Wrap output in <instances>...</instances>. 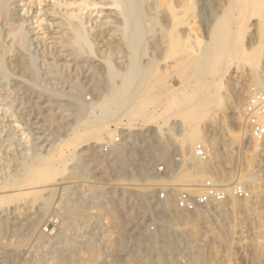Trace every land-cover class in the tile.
<instances>
[{
  "label": "bare ground",
  "instance_id": "obj_1",
  "mask_svg": "<svg viewBox=\"0 0 264 264\" xmlns=\"http://www.w3.org/2000/svg\"><path fill=\"white\" fill-rule=\"evenodd\" d=\"M246 30H249L246 48L251 50L253 38H257L253 41L256 43L264 31V0H0V104L6 107L0 113V167H6L0 175V226L4 228L2 231L0 227V242L4 234H16L17 230L10 228V218L16 215L14 220L25 219L28 223L26 232L17 234L15 247L23 246L27 235L44 224L36 241L40 247L51 249L50 264H88L89 258L79 260L78 244L68 238L67 227L74 220L70 212L73 207L88 210L90 207H86V203L71 206L66 202L53 207V211L61 215L60 225L59 220L45 219L52 210L55 192L68 188V179L78 177L75 165L81 156H86L91 164L100 165L107 173L111 170H107L108 166L127 164L125 156L137 148L141 154L142 179L198 183L205 173L214 183L220 182L213 175L214 169L211 171L209 165L193 156L190 148L185 155L188 162L183 166L185 153L180 158H168L169 147L163 138L149 144L154 127L149 121H166L181 141L175 151L182 152L184 138L195 142L199 129L192 127L189 133H184L181 129L187 126L178 119L169 121L170 117L179 114L191 123L198 116L199 108L213 103L220 82L228 96V111L234 115L242 113L250 89L246 82L245 86L240 84L242 75L248 71L237 60L243 49L238 37ZM172 69L180 79L178 86L172 81ZM253 86L254 90L264 92L258 79ZM28 94L36 98V108L50 112L52 122L70 120L64 128L66 131L60 134L65 137L71 132V144L67 142L70 150L64 151V146L65 149L59 151L52 144L46 148L45 144L40 152L32 150V153L16 141V126L10 117L20 121ZM177 94L181 98L176 99ZM68 96L77 101V108L64 115L52 109L51 99L56 101ZM120 117H126L129 123L119 128L122 141L111 142L114 130L109 128V123L117 124ZM242 122L239 119L236 123L243 141L249 132L247 124ZM103 142L109 144L108 152L102 151ZM150 156L164 161L163 173L151 174L144 168L147 160L153 164V160L148 159ZM261 156H264V141L252 146L257 172ZM180 164L183 167L176 171ZM128 175L131 181L138 180L134 171L130 170ZM260 184L247 195L250 202H236L234 209L245 213L252 205L259 204L264 191ZM107 188L108 195L104 196V203L101 201L104 205L96 200V195L92 201L102 211L100 216L103 213L114 227L125 231L123 201L129 197L128 207L140 201L147 211L164 218L165 227H182L181 233L189 242L185 240L186 245L190 244L193 250L194 264H226L227 259L216 261L204 246L218 240L227 249L232 229L222 222L223 229L215 231L206 224L202 212L212 210L220 218L224 200L197 205L188 211L177 207L174 200L177 190L166 189L163 198L157 196L152 200L153 194L141 190L130 191L120 186L118 193L117 187ZM258 212L251 218L256 220L255 234L244 245L248 248L249 264H264V224ZM87 215L89 217H81L84 224L89 219L97 222V217L91 215L99 213L89 211ZM199 222L205 224L201 229L197 228ZM48 225L58 226L54 234L52 230V233L45 232L43 228ZM152 235L148 246L158 244L159 234ZM84 247L89 250L88 257L93 258L92 244ZM91 264L95 263L91 261Z\"/></svg>",
  "mask_w": 264,
  "mask_h": 264
},
{
  "label": "rangeland",
  "instance_id": "obj_2",
  "mask_svg": "<svg viewBox=\"0 0 264 264\" xmlns=\"http://www.w3.org/2000/svg\"><path fill=\"white\" fill-rule=\"evenodd\" d=\"M24 1L29 2L30 0H24ZM254 19H256V17H254ZM247 32H249V30H246L245 33L240 32L241 37L239 36L240 34L238 35L239 36L238 38H240V40L238 39L241 44L240 46L243 49L241 53L238 55L239 58H237V60L241 64H243L248 71V73L244 72V74L242 75V79L244 81H242L241 79L240 84L242 85L243 83L246 82L245 83L246 86H248V88L250 89V93L247 95L249 96L252 91H256L254 90V86H253L254 80L258 79L261 82L262 87L264 88V31L261 34V36L258 38V40H256V43H254L253 41H255V39L257 38H253L254 40L251 38L253 41L251 40L250 41L254 44L253 45L254 47H252L251 50L246 48L247 47L246 42L249 41L248 38L249 33ZM245 74L246 77H244ZM172 81L176 86L180 84V79L177 75H175L173 69H172ZM245 84L243 85L245 86ZM68 89L69 87H66V90ZM227 97L228 96L225 93V89L223 88V85L220 82L213 103L209 107L201 108V109L199 108L197 111L199 113L198 116L194 118L191 123L188 124L187 119L182 117V115L172 114L169 121H172V119L174 118L184 123V125L187 126L185 128L182 127L181 129L184 131V133H189L192 127H197L199 129L198 139H196L195 142L190 143L184 138V144L182 145L183 146L182 152L180 149H178V151H175L176 148H178L177 146L180 144L181 141L176 137V135L173 134V130L169 128L167 123H165L166 121H163L161 119H154L152 121H149L151 124H153L152 126L154 127H152L153 130L149 135L148 143L151 144L152 142H154L155 139L157 140L160 137L163 138L168 143L169 148L167 154H168V158L170 159L171 157L180 158L181 154L183 155V153H185L184 154V158H185L186 150L188 148H190L192 151L193 145H195L196 143H203L204 145L209 147L210 149L209 152L211 154V159L204 161V164L207 166L209 165L211 171L212 169H214V171H212L213 175L217 179L221 180L220 182H216V184L224 188L232 184H237V185L242 184L243 186L242 188L245 189V191L249 194L251 193L250 190L252 188L254 189L257 184L261 183L260 185L262 187V190H264V156L263 157L261 156V160L258 163V165L260 164L261 167L260 170H258L257 172L256 169L258 167L255 165V162L253 161L252 158V146L253 144H258V142L254 141L249 134L246 135L245 140L243 141L241 140V134H240L241 130L240 128L237 127L236 122L239 119L243 121L242 124H246V122L244 121L241 112L238 115L237 114L234 115L228 111L227 108L229 106V100ZM178 98H181L180 94L176 95V99ZM24 99L26 101V104L23 105V108L21 110L22 111V116L20 117L21 122L20 121L16 122L14 121L13 117H10L11 121L14 122L13 124L16 126V138L18 139L21 138L22 140V142L20 139L19 140L16 139V141L17 142L20 141L18 143L27 147V149H29L30 152L32 153H33L32 150H34V153L36 151L40 152L41 146L45 144H46V148L52 144L51 146H56V150L57 149H59V151L64 150L65 149L64 146H66V149L64 151L67 152L68 149L70 150V145H67V142L68 144H71L70 143L72 139L71 132L68 136L65 137L64 135H60L61 133L66 131V129L64 130V128H67V124L70 120L69 119H66V121L64 120L62 122L63 124L62 123L57 124L56 122H52L50 119V115L48 114L50 112L46 108L42 109V111L36 108V105L34 103L36 101V98H33L31 94L30 95L28 94V97L25 96ZM51 100L53 101L52 109H54V111L61 112L63 115L67 114V112L70 109L72 108L75 109V107L77 108L76 106L77 101L73 100L69 96L60 97L56 101L55 99H51ZM41 105H44V102H41ZM146 107L149 108L150 104H147ZM5 108L6 107L4 105L0 104V109H1L0 113L1 112L3 113ZM116 123L117 124H115V122H110L109 128L114 130V133H112V139L115 136H118L119 137L118 141L120 142L122 141V137L119 133L120 130L119 128L127 126L129 120L126 117H120L118 121H116ZM75 128H80V127H75ZM201 140L204 142H202ZM139 141L140 140H138V142ZM103 144L104 142L102 143V145ZM139 144L141 143H138V145ZM68 146L69 148H67ZM128 154L125 156L127 164L125 163L121 166L118 165H114L111 167L108 166L107 170L109 169L111 170L107 171V173L105 171L103 172L100 165L91 164L86 159V156H81L80 159L76 162V165L78 167L75 165V170L79 172L78 177L74 179H68L66 186L69 189L68 188L58 189L55 192L54 198L52 199V205H51L52 210H50L45 215V219L47 221L59 220L58 225H60L61 215L55 213L53 211V207L59 204H64L66 202L69 203V205L71 206L87 204L86 207H90L89 210L87 208L74 209L73 207V209H71L70 212L73 213V214L71 213V216L72 219L74 218V220H71L73 221V223H71L72 225H69L67 227L68 238L70 240L73 239L78 244L77 246L78 250H76V252H78L79 260H87L89 258L87 260L88 264H91V261L95 264H194L193 250H191L192 248L190 247V244L186 245L189 242L187 238L183 236L184 234L181 233L182 232L181 226H179L180 228L173 226L172 228L165 227L167 223L164 222V218L159 216L154 211L153 212L147 211L143 203L140 204L141 203L140 201H137L136 204L132 205V207H134L135 210L132 207H128L129 204L128 202L130 198L127 197L123 201L125 206L123 207V221L125 222V231H121L119 230V228L114 227V225L111 224V221H109V218L103 216V213H102V217L100 216L102 211H100L98 207L96 208L93 205L92 200L94 199L93 198L94 195H96V200L98 199V201L101 204L102 202L104 203L105 201L104 196L108 195L106 194L107 191L109 192V189L107 188L108 186L109 188L117 187L116 190L118 191V193L120 192L118 188L120 186L125 187L130 191L141 190L143 192L148 193V195L153 194L152 200H155L156 197L158 196L156 192L158 191L161 185H167L168 190L169 189L178 190L179 188L182 187H188L190 188L191 192L195 193L199 191V186L202 183V181L210 176L204 173V176L202 177V181L198 183L180 182V181L157 182L151 180L152 179L151 177L142 179L140 175L141 174L140 170L142 169L140 167L141 166L140 152L136 148L134 149V152L130 151V153ZM148 159H150L151 161L153 160L152 161L153 164H149L148 163L149 160H147V162L144 165V168L150 170L151 174L164 172L165 163L163 160L161 159L154 160L152 159V156H150V158ZM187 162L188 161L185 158L182 165L183 166L186 165ZM159 165L163 166L162 171L157 170V167ZM183 166H181L180 164L179 167H177L176 171L180 170ZM5 168L0 167L1 169L0 175H2V171H4ZM252 168L253 170H251ZM130 170L135 172L136 179L138 180L131 181L129 179L130 177L128 174ZM111 171L113 172V175ZM250 171L253 172L251 173ZM256 173H258V175ZM242 177L243 179L239 181V178ZM101 190L103 194L101 193ZM64 192H66V194ZM154 192L156 193V196H154ZM262 194L263 195L260 200V203L254 205V207L253 205L250 207L249 210L251 211L252 214L250 213L249 210L244 213L234 209V204L236 202L239 201L246 203L250 202L248 196L245 198H239L231 194L228 195L227 197L228 200L225 199L223 202H221L224 209L222 210L219 216L221 219L218 218V214L213 213L212 210L202 211L203 214L206 216V220H207L206 224L213 227L214 230L216 229L215 231L223 229V226H221L222 222L232 229V233L230 237L231 241L227 249L224 247L223 244L221 245L220 241L218 240L217 242L213 240L209 243V245L207 244L204 246L206 252L210 253L216 261L224 260L223 258H225L227 259L226 264H249L251 262L250 257H247L249 255L248 248L244 245L254 236L256 231L255 228L256 220H251V218L254 217L252 215L257 211H259L258 213L260 215V220L264 224V191H262ZM65 198L67 199V201ZM131 204H133V202ZM131 208L133 210L132 213L129 212ZM89 211L91 213L94 212L97 215L99 213L98 216L91 215L92 217L95 218L97 217L96 221L98 223L97 222L93 223V220L91 219L86 220V223L89 222L88 224L86 223L84 224L82 222L81 217H83L84 215L89 217L87 215V212ZM208 212L210 214H208ZM213 215L216 216L214 217ZM15 216L16 215H12L11 218L12 217L13 218L12 219L10 218V222L12 223L10 225V228L11 229L15 228L17 232L16 234L13 233V235L12 232H10V234L3 235L0 242V264H28V263L38 264L39 262H41L42 264H47V263L50 264V260H51L50 256L52 257L51 249L50 248L48 249V247L45 248L43 246L40 247V245H37V241H36L37 234L39 233V231H41L42 229L41 227H43L44 224L40 225L38 229L34 230L32 233H29L27 235L25 244L23 246L15 247L14 243L17 240L15 239L17 237V234L21 235V233L22 234L25 233L28 223L26 222L25 219L22 221H19V219L14 220ZM22 216L23 217L25 216L24 218L27 217L26 215H22ZM223 218L226 219V222H224L225 220ZM92 223L95 224L96 227H94ZM204 225H205L204 223L199 222L198 226L200 228L199 227L197 228L201 229V227ZM0 227L1 230L3 231L4 228L2 226ZM43 229L45 230L46 233H50L52 230L54 234L55 230L58 229V226L53 227L52 225H48ZM160 231L161 233L163 231V235H161ZM153 232L156 236L158 234L161 236L158 235L157 237L158 240L156 241L158 242V244L156 243H155L156 245L149 244L148 246V243L150 242L149 236H151ZM203 236L201 234V237ZM185 240L187 243L185 242ZM87 243H89L90 245L92 244L93 246L95 252L93 258L88 257L89 250L87 247H84V245H87ZM31 254L32 257H30Z\"/></svg>",
  "mask_w": 264,
  "mask_h": 264
},
{
  "label": "built area",
  "instance_id": "obj_3",
  "mask_svg": "<svg viewBox=\"0 0 264 264\" xmlns=\"http://www.w3.org/2000/svg\"><path fill=\"white\" fill-rule=\"evenodd\" d=\"M243 118L247 124L250 137L256 142L264 141V92L252 91L247 96L243 109ZM119 137L115 136L111 142H118ZM109 144L102 145V151H109ZM193 155L202 160L207 161L209 158V149L203 143H196L192 147ZM158 171L163 170V166L157 167ZM167 185H161L157 191L158 197L163 198L166 193ZM231 194L235 197L245 198L248 193L245 189L237 184L228 187H222L214 183L210 177L202 181L198 192H191L190 188L182 187L176 191V205L183 210H193L197 205H205L213 202L225 200Z\"/></svg>",
  "mask_w": 264,
  "mask_h": 264
}]
</instances>
